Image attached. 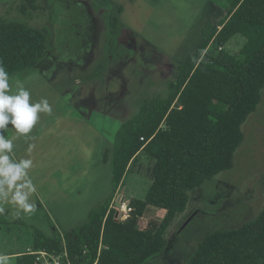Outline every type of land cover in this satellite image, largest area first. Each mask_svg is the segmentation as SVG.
<instances>
[{
	"label": "rangeland",
	"instance_id": "obj_1",
	"mask_svg": "<svg viewBox=\"0 0 264 264\" xmlns=\"http://www.w3.org/2000/svg\"><path fill=\"white\" fill-rule=\"evenodd\" d=\"M101 1L120 17L114 42L107 27L108 10L97 0H33L32 6L27 0H0V19L45 28L49 39L48 53L37 66L9 78L8 94L16 95L24 88L30 104L46 100L49 106L50 98L36 89H52V95L60 96L57 107L63 106L66 115L83 120L113 146L122 122L143 102L166 96L167 84L176 78L178 66L190 53L205 40H209L206 49H212L229 0ZM243 40L235 35L226 48L237 53ZM99 65L100 73L93 75ZM260 94L257 109L241 125L244 139L235 152L233 167L189 192L185 211L165 231L164 250L145 264H187L206 233L235 229L255 220L264 209V86ZM40 128L47 133L53 130L51 122ZM48 163L46 156L38 161L39 172L30 171L33 180L50 177L57 164ZM153 164L144 151L132 162L125 184L128 193L121 188L113 195L111 207L118 218L129 215L130 196L144 199ZM1 179L6 184V178ZM9 207L11 224L0 226V255L7 257L6 264H16L17 253L34 249L31 226L45 231L50 226L34 208L26 211L13 201ZM17 214L25 225L13 223ZM164 215L163 209L149 206L137 225L146 228Z\"/></svg>",
	"mask_w": 264,
	"mask_h": 264
},
{
	"label": "trees",
	"instance_id": "obj_2",
	"mask_svg": "<svg viewBox=\"0 0 264 264\" xmlns=\"http://www.w3.org/2000/svg\"><path fill=\"white\" fill-rule=\"evenodd\" d=\"M32 6L33 0H27ZM226 17L207 50L205 40L182 64L176 78L167 84L165 97L154 96L122 122L111 157L113 193L92 208L88 220L61 234L39 199L33 204L49 222L46 236L33 229V250L20 252L16 264H36L30 251H59L64 240L72 260L97 264H145L161 253L165 231L175 216L185 211L189 192L234 165L237 148L244 139L242 123L253 113L264 86V0H229ZM111 40L116 39L120 19L107 13ZM241 35L237 53L226 45ZM48 32L0 19V65L9 77L23 74L47 55ZM101 66L93 72L100 73ZM177 99V100H175ZM176 101V102H175ZM140 151L153 158L152 182L144 199L131 198L129 215L116 219L113 195L123 186V177ZM107 159V155H104ZM151 206L165 211L160 222L146 228L138 219ZM13 223L25 225L18 217ZM11 224L0 211V226ZM101 248L97 255L99 244ZM187 264H264V209L255 220L235 229L206 233L189 255Z\"/></svg>",
	"mask_w": 264,
	"mask_h": 264
},
{
	"label": "crops",
	"instance_id": "obj_3",
	"mask_svg": "<svg viewBox=\"0 0 264 264\" xmlns=\"http://www.w3.org/2000/svg\"><path fill=\"white\" fill-rule=\"evenodd\" d=\"M97 1L104 5L105 10H108L107 13H113L119 17L118 13L113 12L111 5L107 6L103 1ZM120 1L125 2V0ZM36 90L50 98L51 111L39 112L38 119L28 133H19L10 124L0 130L5 138L13 143L11 152L3 153L8 155L9 161L14 164L30 161V166L25 169L24 174L11 184L7 182L10 176L5 177L0 171V209L8 212L9 219L11 201L20 204L17 199H14L17 193L26 195L25 203L29 205H33L36 199H39L56 228L64 234L79 226L80 222L85 223L88 220L89 211L113 193V174L110 164L113 150L109 152L107 159H104V152L113 146L83 120L66 115L61 109L63 106L57 107L59 94L55 96L52 92V95V89ZM45 122H51L53 126V130L50 129L48 133L40 128ZM141 152L143 151H140L137 157ZM45 156L49 160L48 164L55 162L57 165L50 171V177L46 181L33 180L30 171L36 169L39 172L38 161ZM130 166L123 177L122 190L126 194L128 188L125 184ZM2 168L3 165L0 164V169ZM2 177L6 178V184L2 183ZM29 184L34 190H30ZM17 217L22 221L21 214H17ZM41 231L46 236L52 234L51 226L49 230Z\"/></svg>",
	"mask_w": 264,
	"mask_h": 264
},
{
	"label": "clouds",
	"instance_id": "obj_4",
	"mask_svg": "<svg viewBox=\"0 0 264 264\" xmlns=\"http://www.w3.org/2000/svg\"><path fill=\"white\" fill-rule=\"evenodd\" d=\"M9 74L5 68L0 65V130L5 129L9 124L13 125L19 133H28L32 125L38 119V113L41 111H51L46 100L39 103L30 104V94L24 88H20L18 94L9 95ZM13 143L6 139L0 131V164L3 168L0 169L5 177L10 179L9 184L19 179L24 170L30 166V161H21L18 164L11 163L7 154L4 152H11ZM30 187V184H29ZM30 190H34L31 189ZM26 211H31L33 205L25 203L26 195L14 197ZM7 257H0V264H6Z\"/></svg>",
	"mask_w": 264,
	"mask_h": 264
},
{
	"label": "built area",
	"instance_id": "obj_5",
	"mask_svg": "<svg viewBox=\"0 0 264 264\" xmlns=\"http://www.w3.org/2000/svg\"><path fill=\"white\" fill-rule=\"evenodd\" d=\"M126 217L127 216H125L124 219ZM100 248L101 243L99 244L97 255L99 254ZM30 253L35 255L36 264H83L80 262H75L70 258L64 240H62V247L59 251L40 249L36 251H30ZM97 260L98 258L96 256L92 262L85 264H97Z\"/></svg>",
	"mask_w": 264,
	"mask_h": 264
},
{
	"label": "water",
	"instance_id": "obj_6",
	"mask_svg": "<svg viewBox=\"0 0 264 264\" xmlns=\"http://www.w3.org/2000/svg\"><path fill=\"white\" fill-rule=\"evenodd\" d=\"M117 204H118V205H120V203H119V202H118ZM117 213H118V212H116V215H115V217H116V219H119V218L117 217Z\"/></svg>",
	"mask_w": 264,
	"mask_h": 264
}]
</instances>
